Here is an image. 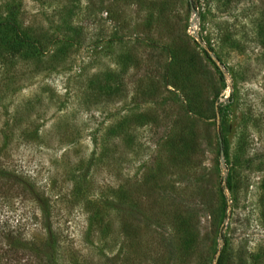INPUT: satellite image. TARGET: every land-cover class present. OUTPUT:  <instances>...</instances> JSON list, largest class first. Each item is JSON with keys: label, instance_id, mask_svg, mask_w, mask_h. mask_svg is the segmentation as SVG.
I'll list each match as a JSON object with an SVG mask.
<instances>
[{"label": "rangeland", "instance_id": "1", "mask_svg": "<svg viewBox=\"0 0 264 264\" xmlns=\"http://www.w3.org/2000/svg\"><path fill=\"white\" fill-rule=\"evenodd\" d=\"M221 250L264 264V0H0V264Z\"/></svg>", "mask_w": 264, "mask_h": 264}, {"label": "trees", "instance_id": "2", "mask_svg": "<svg viewBox=\"0 0 264 264\" xmlns=\"http://www.w3.org/2000/svg\"><path fill=\"white\" fill-rule=\"evenodd\" d=\"M23 248H24V247L21 246V247H17V248H15V250H17L18 252H20ZM26 248H27V246H26ZM26 248H25V249H26ZM224 255H225V254H224V251L221 250L220 253H219V255H218V257H217L216 264H223L222 262H223ZM225 259H226V258H225Z\"/></svg>", "mask_w": 264, "mask_h": 264}]
</instances>
